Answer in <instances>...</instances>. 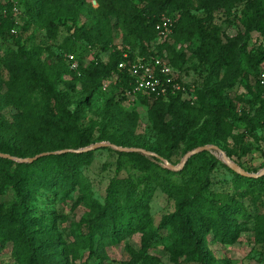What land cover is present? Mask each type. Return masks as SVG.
Wrapping results in <instances>:
<instances>
[{"label":"trees","instance_id":"obj_1","mask_svg":"<svg viewBox=\"0 0 264 264\" xmlns=\"http://www.w3.org/2000/svg\"><path fill=\"white\" fill-rule=\"evenodd\" d=\"M140 1V4H134L132 0H0V42L4 47L13 43L11 50H3L0 56L1 67L7 73L6 80L0 79V153L24 159L44 152L79 150L108 139L103 127L99 137H95L94 131L100 128L97 122L89 121L83 126L88 98H81L73 109H69L60 96L46 97L36 117V125L22 128L23 120H29L31 115L27 101L29 92L46 84L39 53L25 47L20 37L22 31L36 27L44 30L50 40H55L59 28L70 23L77 40L92 49L100 47L107 57L85 69L87 79L113 80L109 88L117 86L120 100H127L126 92L134 85V79L127 71L119 69L118 64L131 63L137 58L145 61L156 57L162 59L157 51L159 47L155 52L150 43L158 36L155 27L162 15L171 12L179 14L173 31L178 39L197 37L199 46L195 53L206 65L209 76L224 74L231 89L239 78L247 80L248 71L244 65L253 73L255 83L253 90L248 86L252 95L249 101L236 98L250 105L238 112L233 99L207 88L199 93L194 91L196 99L184 97L192 94L190 86L177 78L176 82L184 86L185 93L177 92L163 98L137 96L152 100L153 129L166 138L164 149L170 152L182 142L183 152L187 153L216 140H225L241 121H251L257 128L264 129V96L258 83L264 72V0H238L246 4L241 12L242 26L247 34L256 32L262 40L254 54L247 51L245 41L240 45L222 43L207 30L201 19L184 9L185 0ZM233 1L196 0L197 9L208 17ZM14 7L18 10L16 15L12 13ZM81 17L86 18L83 24H79ZM111 27L121 32L122 40L131 50L118 49L114 45L109 47L106 34ZM12 28H16L15 35L10 33ZM68 55H73L77 61V71L70 70ZM64 61L69 72L79 71L80 63L74 54L65 55ZM197 102L205 104L211 121L192 129V121L178 107L191 109ZM111 103L109 100L107 106L112 107ZM23 131V143L13 142L11 134L20 137ZM110 142L123 146L119 140ZM33 145L35 149H32ZM146 150L159 154V149L154 147ZM94 153L49 155L30 164L0 158V196L7 188H12L18 198L9 209L0 213V253L13 243L18 264H68L69 258L79 259L81 250L101 261L107 247L121 244L136 230L151 227L150 201L156 188L174 203V213L164 217L163 223L173 230L175 238L168 251L175 257L182 254L198 264H223L203 250L202 245L209 240L232 245L242 228L249 224H252L253 243L264 252V212L256 210L252 214L248 210L261 200L259 192H264V176L242 177L210 152L192 156L182 170L172 172L157 164L156 158L117 151L118 169L127 163L144 174L142 177L112 179L104 203L100 205L91 199L81 176V169ZM225 153L232 157L229 151ZM217 167L225 169L232 180V194L225 199L210 190L211 174ZM73 193L77 195L74 207H86L95 213L94 219L88 221L86 233H73L71 241H62L50 231V226L38 227L35 219L29 217L35 197L66 199ZM124 264H159V260L154 256L135 254Z\"/></svg>","mask_w":264,"mask_h":264},{"label":"rangeland","instance_id":"obj_2","mask_svg":"<svg viewBox=\"0 0 264 264\" xmlns=\"http://www.w3.org/2000/svg\"><path fill=\"white\" fill-rule=\"evenodd\" d=\"M134 4H140V0H132ZM224 3L228 0H223ZM95 5V1H93ZM245 3L235 0L226 5L208 17L203 11L198 10L196 0H185L184 9L190 15L201 19L207 30L214 33L222 43L242 44L247 43V51L250 54L256 52V48L262 44V40L256 32L247 34L242 26V10ZM179 14L171 12L168 15H162L161 18L169 19L170 30L162 38L158 36L151 41L150 46L160 53V57L176 69L177 79L182 83L190 86L192 94L184 97H194V91L210 89L215 92H221L222 96L233 99L236 111L246 109L249 104H243L236 100L249 101L252 97L248 88L253 90L254 75L248 67L247 80L239 78L235 81L233 87H228L229 80L224 75L209 76V72L204 63L196 56V49L199 46L196 36L189 38H177L174 34L175 23ZM20 22V21H19ZM86 22V18L81 17L79 24ZM113 26V21L111 22ZM70 23L59 28L55 40H50L45 31L36 27L22 31L20 34L22 43L27 48L36 49L39 53L40 61L43 63V74L46 78L45 86L33 88L28 96L27 101L31 108L30 119L23 120L21 126L23 129L36 125V117L46 97L60 96L69 109H73L78 100L88 98L89 105L86 110V120L83 126L89 121H95L100 128L94 131L95 137L101 134V127L105 130L107 140L96 141L87 147L98 144L114 145L110 141L119 140L123 146H117L127 149L147 148L159 149V157H163L173 166H178L186 153L183 152V143L180 142L176 149L166 151L164 146L166 138L161 136L153 129V118L150 112L152 100L147 98L135 97V99L120 100L119 89L112 85L113 80H103L100 78H89L84 74L86 68L98 61H105L107 57L101 51V48H89L83 41L77 40L73 36V30ZM121 32L115 27H111L106 34V41L109 47L112 45L119 48L131 50L121 38ZM1 43V42H0ZM13 43L4 47L0 44V56L3 50H11ZM6 52V51H5ZM74 54L80 63V69L77 73L69 72L65 65V55ZM0 79L6 80L7 73L2 69L0 64ZM108 82L104 89L103 85ZM100 82L102 84L100 85ZM249 86V87H248ZM112 101V107L107 106V102ZM179 110L192 121V129L207 125L211 119L207 115V107L204 103L197 102L195 107L187 109L178 107ZM251 121H241L231 131L225 140H216L213 144L224 153L229 151L232 155L228 159L242 168L248 170L250 174L260 172L264 168V129L257 128ZM11 139L15 143L22 144L21 138L25 137V131L21 136L16 137L11 134ZM116 146V145H114ZM208 146V145H206ZM86 148V147H85ZM35 149V146H32ZM94 155L89 163L81 169V176L88 188L91 199L103 205L106 190L114 178L142 177L144 172L133 168L130 164H121L118 166V156L116 150L107 147L94 151ZM149 152V151H148ZM51 153V152H44ZM43 154V153H41ZM210 154L217 158L221 163L219 154L211 151ZM226 154V153H225ZM40 155V154H38ZM35 155V156H38ZM33 156V157H35ZM165 156L168 158L166 159ZM227 156V155H226ZM27 157V158H33ZM25 159V158H24ZM161 167L166 166L158 160L156 162ZM225 165L224 163H222ZM226 166V165H225ZM227 167V166H226ZM168 170V169H167ZM170 171V170H169ZM173 172V171H172ZM246 172V171H245ZM210 190L225 199L232 194V180L230 175L222 167H217L211 174ZM261 200L255 203V206H249L248 210L253 214L258 210L264 212V192H259ZM76 193L71 194L66 199L54 198L50 196L47 199L35 197L32 201V209L29 211V217L35 219L39 227H49L50 231L62 241H71L74 238L73 233H86L88 221L93 220L95 213L86 207L76 206ZM18 200L17 194L12 188H7L3 195L0 196V213H4ZM174 213V203L159 188H156L150 201V217L152 220L151 227L142 231L136 230L134 234L125 239L121 244L109 246L105 249L103 259L95 260L88 255L87 251L79 252V259L73 261L68 259V264H124L131 261L135 254H145L157 257L159 264H198L191 260L189 256H174L168 251V247L174 241L173 230L170 226L163 223V218ZM252 224L244 226L240 231L238 240L227 245L218 241L209 240L203 244V250L209 252L220 263L223 264H264L263 249L253 243ZM15 255V246L9 243L0 253V264H18Z\"/></svg>","mask_w":264,"mask_h":264},{"label":"built area","instance_id":"obj_3","mask_svg":"<svg viewBox=\"0 0 264 264\" xmlns=\"http://www.w3.org/2000/svg\"><path fill=\"white\" fill-rule=\"evenodd\" d=\"M1 13L2 11H0ZM12 13L18 14L16 7L13 8ZM170 27L169 19L162 18L155 27L158 38L164 37L169 32ZM16 32V28L10 30L12 35H15ZM67 59L70 62V70L77 71L78 63L74 56L68 55ZM118 68L127 71L134 79V85L126 92L128 99H135L139 95L163 98L177 92L185 93L184 86L176 82L177 72L164 59L156 57L151 61H145L143 58H137L131 63L120 62ZM258 83L264 96V72L261 73ZM107 85L108 82L106 81L103 88L105 89Z\"/></svg>","mask_w":264,"mask_h":264},{"label":"water","instance_id":"obj_4","mask_svg":"<svg viewBox=\"0 0 264 264\" xmlns=\"http://www.w3.org/2000/svg\"><path fill=\"white\" fill-rule=\"evenodd\" d=\"M107 147H110V148H112L116 151H119V152L141 153L144 156L156 158V159L160 160L166 166V168L168 170L173 171V172H178V171L182 170V168L184 167V165L186 164L188 159L191 158L192 156L197 155V154L202 153V152L215 151L219 154V157H220V160L222 161V163H224L230 170H232L236 174H238L242 177H245V178H253V179L260 178V177L264 176V168L260 172L255 173V174L247 173L242 168H240L238 165L232 163L228 159L226 154L222 150H220L217 146H214V145L198 147L192 151L187 152L178 166H173L168 161L159 157L158 155L151 153V152H148V151H144L142 149H130V148L127 149V148L117 147V146L109 145V144H98V145H93V146L86 147V148L79 149V150H62V151L51 152V153H43V154H40V155L35 156L33 158H25V159L16 158V157L9 156L7 154L0 153V158L7 159V160L13 161L15 163H20V164H30L39 158L46 157L49 155H60V154H66V153L80 154V153L91 152V151H95L96 149L107 148Z\"/></svg>","mask_w":264,"mask_h":264}]
</instances>
